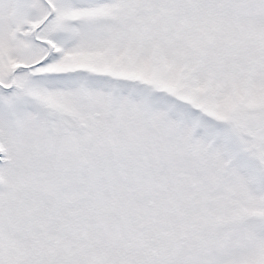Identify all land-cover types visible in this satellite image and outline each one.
I'll return each mask as SVG.
<instances>
[{"label":"snow or ice","instance_id":"snow-or-ice-1","mask_svg":"<svg viewBox=\"0 0 264 264\" xmlns=\"http://www.w3.org/2000/svg\"><path fill=\"white\" fill-rule=\"evenodd\" d=\"M0 264H264V0H0Z\"/></svg>","mask_w":264,"mask_h":264}]
</instances>
